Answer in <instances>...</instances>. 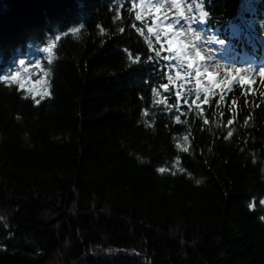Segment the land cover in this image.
<instances>
[{
  "label": "trees",
  "instance_id": "trees-1",
  "mask_svg": "<svg viewBox=\"0 0 264 264\" xmlns=\"http://www.w3.org/2000/svg\"><path fill=\"white\" fill-rule=\"evenodd\" d=\"M141 1L0 0V264H264V0H181L250 67L211 86L161 33L155 57ZM50 39L37 104L4 76Z\"/></svg>",
  "mask_w": 264,
  "mask_h": 264
},
{
  "label": "rangeland",
  "instance_id": "rangeland-1",
  "mask_svg": "<svg viewBox=\"0 0 264 264\" xmlns=\"http://www.w3.org/2000/svg\"><path fill=\"white\" fill-rule=\"evenodd\" d=\"M163 4L164 7L158 13V23H157V32L161 33L165 39H172L174 41V49L177 50L178 55L181 57L180 61L182 63L191 62L192 69L195 73L199 72L200 75L197 76L198 82H203L209 84V86L218 84V83H228L233 80L234 75L237 72H243L249 66H239L238 70L232 68L235 63L231 64V60L225 59L220 56L218 50L214 46L210 45L205 39L200 31L195 27L192 22V16L190 15L189 7H183L181 0H142L141 6L147 11H151L153 6L158 7ZM179 5V8L176 7ZM178 11H183L185 17L180 19L177 15ZM165 17L173 22V29L171 32L165 35L163 29L165 27ZM191 28L194 34H189L187 29ZM154 30L153 32H155ZM178 31H184V35H178ZM196 36H199L200 39L197 40ZM54 39L48 40L47 44L43 46H32L26 49L23 57L18 59L12 66L11 71L4 76V80L8 83L11 82V76L19 73L18 81L16 82L19 87V81H25L26 88L30 87L31 84L28 81L34 82L41 77L47 80V89L49 92V82L48 75H45L48 71V60L52 56L51 53L44 52L45 48L49 46H54ZM199 51L201 56L197 57L196 52ZM39 64L41 67L36 68V65ZM236 65V64H235ZM232 71H229V69ZM27 69V71H25ZM251 69L247 70L246 74L251 75ZM211 74L209 77L208 74ZM20 88V87H19ZM29 96L32 97L25 89H23ZM35 98H40L36 96Z\"/></svg>",
  "mask_w": 264,
  "mask_h": 264
},
{
  "label": "snow or ice",
  "instance_id": "snow-or-ice-1",
  "mask_svg": "<svg viewBox=\"0 0 264 264\" xmlns=\"http://www.w3.org/2000/svg\"><path fill=\"white\" fill-rule=\"evenodd\" d=\"M139 7H141V5L135 4V3L133 4V10L134 11H135V9H137ZM163 7H164L163 4L159 5L158 7H156L155 12L159 13L160 10ZM176 7L179 8V5H176ZM116 15H117V18L119 19V12H117ZM177 15H178V17L180 19H183L185 17V14H184L183 11H178ZM203 15L206 16L207 13H204ZM201 19H203V16L201 17ZM135 20L138 21V22H142L144 20V16H143V14L140 11H135ZM157 23H158V17L153 18L151 20V24L153 26H155ZM173 27H174L173 22L171 20H169L167 17H165V27L163 29L165 35L167 33L171 32ZM77 31H79V30H77ZM137 31H139V29H137ZM147 31L149 33H153L154 29H153V27H148ZM187 32L189 34H194L192 32L191 28H188ZM177 34L178 35H184L185 33H184V31H178ZM237 35H239V33H237ZM155 39H156V41L158 43H160V50H155V57L156 58L161 57L162 51H164V43H166L168 45V47L166 49L168 52H172V51L175 50L174 47H173L174 41L172 39H167V40L164 41V43H161V34L159 32L155 33ZM196 39L199 40L200 37L196 36ZM148 47H149V49H153V44L151 42H149L148 43ZM51 50H52V47L49 46L48 48H45L43 51L47 52V53H51ZM196 56L197 57L201 56L199 51L196 52ZM129 59L130 60L132 59L131 56H129ZM152 59H153V57L150 56L148 58V61H151ZM170 59H171L170 56H167V55L163 56V60H165V61H169ZM139 62H140V56H136L135 59L132 60V63H139ZM48 63L49 64L52 63L51 57H49ZM40 67L41 66L39 64L36 65V68H40ZM188 67H192V63L191 62L189 63ZM25 71H27V69H25ZM19 75H20L19 73H16L15 75H12L11 76V82L12 83H16L18 81ZM45 75H47V73H45ZM164 75H166L168 83L162 84L161 87L163 88L164 92H169L170 91V86L173 84V82L180 78V73L177 72L175 76H173L171 74H168V73H164ZM196 75L199 76L200 73L197 72ZM208 75H209V77H211L210 73ZM261 75L264 76V72H262ZM28 83H30L31 86L26 88L25 81L20 80L19 81V87L21 89H25L28 93H30L32 95L33 99H35L36 96H39L40 100H36L35 101L37 104H39L41 102V100H43L45 97H47L49 95V92H48V89H47V80L44 79V77H41L40 79H37L34 82L28 81ZM240 83L243 85L245 83V80L243 78H241ZM153 95L155 97H157V99H155V101H154V103L156 105H167L168 100L164 99V98H160L161 97V92L160 91H158L157 89L153 88ZM176 96H177V105H179V100L181 98V94H180L179 91L176 92ZM185 103H187V102L185 101ZM192 103L196 106V108L200 107V104H198L196 100H193ZM204 103L205 104L208 103L207 96L204 99ZM177 110H178V108H177ZM144 115L147 116L148 112H145ZM176 122L177 123L180 122V116L179 115L176 116ZM207 123H208V121L205 120V124H207ZM232 123H233L232 120L228 121L229 125H231ZM231 135H232V132L229 131L228 132V136L230 137ZM188 140H189L188 136L183 137V143L182 144L181 143H177L176 147L179 148L183 152H188V150H189L188 147H187ZM178 163H179V161H177V164ZM159 171L161 173H163V172L166 171V169L165 168H160ZM197 183H200V181H197ZM260 203L264 204V201H260ZM250 207H253V205H250Z\"/></svg>",
  "mask_w": 264,
  "mask_h": 264
}]
</instances>
